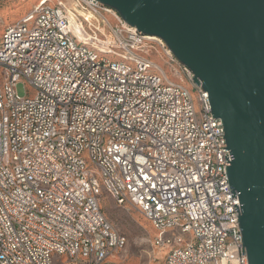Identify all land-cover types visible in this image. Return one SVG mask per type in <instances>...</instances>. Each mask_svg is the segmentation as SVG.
<instances>
[{
    "label": "built area",
    "instance_id": "built-area-1",
    "mask_svg": "<svg viewBox=\"0 0 264 264\" xmlns=\"http://www.w3.org/2000/svg\"><path fill=\"white\" fill-rule=\"evenodd\" d=\"M153 50L196 92L200 121ZM0 68V264H103L122 251L102 187L177 231L153 240L170 249L165 264H249L221 121L160 39L96 0H40L3 31ZM21 80L33 97L15 93Z\"/></svg>",
    "mask_w": 264,
    "mask_h": 264
},
{
    "label": "water",
    "instance_id": "water-1",
    "mask_svg": "<svg viewBox=\"0 0 264 264\" xmlns=\"http://www.w3.org/2000/svg\"><path fill=\"white\" fill-rule=\"evenodd\" d=\"M160 39L208 94L249 264H264V0H96Z\"/></svg>",
    "mask_w": 264,
    "mask_h": 264
},
{
    "label": "rangeland",
    "instance_id": "rangeland-1",
    "mask_svg": "<svg viewBox=\"0 0 264 264\" xmlns=\"http://www.w3.org/2000/svg\"><path fill=\"white\" fill-rule=\"evenodd\" d=\"M38 1L40 0H29L26 4L23 5L20 0H0V10L5 7H13L11 9L6 10L3 14L0 13V19L3 22L2 23L0 21V40L3 33L1 31V28L4 27V25L10 26L15 24V22H17L20 17L23 18L24 16L29 14ZM60 1L62 3H67L68 0ZM19 3H21L22 6H20L18 9H14V6H16L15 4ZM53 3H55V1H53ZM107 19L110 20L108 16ZM146 57L158 64L164 70L167 77L171 81L181 83L190 90L194 102L197 119L198 121H200L201 107L197 100V94L187 83V81L185 79L183 80L175 76L172 73L170 67L167 65L165 58L160 55L156 50L152 51V55ZM109 58L113 59V56H109ZM15 93L19 97L28 98H31L35 95V91L33 90V88L24 80L19 81L15 85ZM100 207L107 219L110 221V223L116 228V230H118L127 238L128 244L126 246V260H134V262H137L136 264H148L150 262L152 254H154L157 264L163 263L165 256L168 254L170 249L164 247H153V240L158 237L173 238V236L177 234V231L169 230L166 232H161L154 229L150 225V223H148L145 218L131 206L125 205L123 207H118L103 187L101 188ZM54 257L57 258L58 256L55 255ZM53 264H83V262L77 261L74 263L66 257L62 256L58 259L53 260ZM127 264L134 263L133 261H128Z\"/></svg>",
    "mask_w": 264,
    "mask_h": 264
},
{
    "label": "crops",
    "instance_id": "crops-1",
    "mask_svg": "<svg viewBox=\"0 0 264 264\" xmlns=\"http://www.w3.org/2000/svg\"><path fill=\"white\" fill-rule=\"evenodd\" d=\"M58 1H60V0H58ZM39 2V1H38ZM37 2V3H38ZM61 2V1H60ZM36 3V4H37ZM3 14V13H2ZM21 18V17H20ZM18 19V21H20L21 19ZM0 21L2 22V20L0 19ZM17 21V22H18ZM3 23V22H2ZM16 23V22H15ZM11 26V25H10ZM7 27H9V26H6V25H4V27H2L1 28V31L3 32ZM2 78H3V73H2V69L0 68V85H1V82H2ZM146 220V219H145ZM147 221V220H146ZM148 222V221H147ZM148 223H150V222H148ZM151 225V224H150ZM120 233V232H119ZM123 235V234H122ZM126 237V236H125ZM127 239V238H126ZM127 244H128V241H127ZM127 244H126V246H127ZM152 246H153V243H152ZM154 247V246H153ZM156 248V247H155ZM127 252H126V247L122 250V251H120L119 253H117V254H114V255H112V256H110L109 258H107L104 262H103V264H127L128 263V261H133V263L134 264H136L137 262H134V260H126V258H127ZM58 258H60V257H57V258H55L54 257V260L55 259H58ZM148 264H157V261L155 260V255L154 254H152V257L150 258V262L148 263ZM162 264H165V259H164V261H163V263Z\"/></svg>",
    "mask_w": 264,
    "mask_h": 264
},
{
    "label": "bare ground",
    "instance_id": "bare-ground-1",
    "mask_svg": "<svg viewBox=\"0 0 264 264\" xmlns=\"http://www.w3.org/2000/svg\"><path fill=\"white\" fill-rule=\"evenodd\" d=\"M20 1H21V3L24 5V4H26L29 0H20ZM21 3H19V4H21ZM67 3L70 4V0H68ZM19 4H15L16 6H14V9H18L20 6H22V4H21V5H19ZM11 8H13V7L11 6L10 8H9V7L2 8V9L0 10V13L2 14V13H4L6 10L11 9ZM7 12H8V11H7ZM155 38H156V37H152L153 40H155Z\"/></svg>",
    "mask_w": 264,
    "mask_h": 264
},
{
    "label": "snow or ice",
    "instance_id": "snow-or-ice-1",
    "mask_svg": "<svg viewBox=\"0 0 264 264\" xmlns=\"http://www.w3.org/2000/svg\"><path fill=\"white\" fill-rule=\"evenodd\" d=\"M145 179H148V177L145 176ZM150 186L154 188L155 187V184H151Z\"/></svg>",
    "mask_w": 264,
    "mask_h": 264
}]
</instances>
